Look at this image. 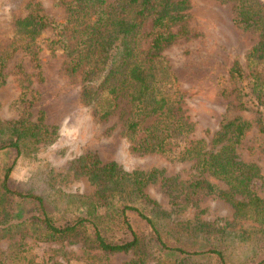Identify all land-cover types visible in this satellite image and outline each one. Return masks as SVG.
I'll return each mask as SVG.
<instances>
[{"label":"rangeland","instance_id":"obj_1","mask_svg":"<svg viewBox=\"0 0 264 264\" xmlns=\"http://www.w3.org/2000/svg\"><path fill=\"white\" fill-rule=\"evenodd\" d=\"M36 2L48 19L64 21L66 13L59 0H0V144L9 140L12 122L24 119L34 124L40 113L42 123L55 127L56 133L44 134L35 142L21 141L17 156L13 149H1L0 183L4 169L11 165L8 187L41 196L57 226L73 223L92 207L104 238L112 243L130 239L125 227L116 222L114 208L135 206L155 222L167 246L193 254L155 245L144 220L129 209L125 215L139 242L135 249L103 252L92 245L83 229L52 238L32 222V202L2 195L0 187V264H125L136 259L140 264H216L212 254L203 253L207 249L221 251L225 264L261 260L264 264V224H258L264 213L246 207L243 215L235 216L232 206L216 193L227 190V185L201 173L191 160L131 150L123 132L125 102L120 100L105 119H99L94 107L83 99L81 70L69 72L70 56L49 45L53 31L45 28L29 38L25 29L16 25L17 19L32 12ZM183 6L181 22L167 31L176 32L179 26L185 31L164 44L158 56L182 92L181 107L193 125L188 137L208 143L222 118L240 117L250 122L235 145V153L242 162L256 166L258 176L251 179L248 191L264 197V132L254 121L264 116V56H247L258 34L234 22L230 1L184 0ZM151 31L146 16L137 40L142 57ZM234 60L243 71L238 80L228 77ZM86 153L102 163L114 161L126 171H160L143 187L148 201L126 193L124 184L121 189L126 192L102 204L94 195L95 185L75 169V160ZM202 177L216 190H200L185 201V184ZM234 198L241 196L235 194ZM20 220L27 224H17ZM6 223L10 224L7 229L3 227Z\"/></svg>","mask_w":264,"mask_h":264},{"label":"trees","instance_id":"obj_2","mask_svg":"<svg viewBox=\"0 0 264 264\" xmlns=\"http://www.w3.org/2000/svg\"><path fill=\"white\" fill-rule=\"evenodd\" d=\"M59 1L66 13L63 22L56 23L48 19L36 2L32 12L20 20L17 19L16 25L20 29H25L24 32L29 38L37 37L45 28L53 31L54 37L50 39L49 45H55V48H60L70 56L69 72L81 70L84 82L83 99L94 107L93 111L97 117L105 119L120 100H123L127 107L123 132L130 142L131 150L168 154L177 160H191L192 166L201 173L205 172L227 185V190H216L206 178H193L185 184L183 192L185 201L193 198L200 190L204 192L216 190L217 196L232 206L235 216L243 215L246 207L254 213H264V197L248 191L251 179L258 176V170L253 164L242 162L235 153V145L250 126V122L240 117L222 118L217 129L211 133L208 143L203 138L188 137L193 125L181 107L182 92L177 88L174 76L168 72L158 56V51L164 44L185 31L183 26H179L176 32L167 31L169 26L181 22L183 15L179 11L184 7V0ZM221 1L232 2L234 22L258 34V41L250 48L247 56L263 57L264 1ZM146 16L150 17L152 31L147 53L142 57L137 40L142 20ZM242 75L240 64L234 60L229 67L228 77L238 80ZM42 119L40 113L37 123L34 124L24 119L12 122L11 136L7 142L0 144V150L13 149L17 156L21 141L35 142L44 134L54 136L55 127L48 128L42 123ZM254 121L259 131L264 132V116L259 115ZM75 161V169L85 174L95 185L94 195L102 204H108V199L126 189H128L126 193L148 201L143 187L160 173L155 169L126 171L114 161L100 162L91 153L81 155ZM10 170L11 165L6 166L2 174L0 183L2 195L9 194L26 203L32 202L35 206L31 212L32 222L47 236L58 238L83 229L88 232L92 245L103 252L135 249L139 242L125 215V210L129 209L144 220L153 235L155 245L181 254H193L181 247L167 246L155 222L140 208L132 205L123 204L113 210L116 222L125 227L130 234V239L125 242L112 243L104 238L99 227V216L92 207L87 208L84 215L73 223L57 226L48 216L41 196L8 187ZM124 184L127 188L121 189ZM106 190L109 192L106 193ZM235 194L241 198H234ZM150 202L156 204L154 200ZM24 221L20 220L17 224H27ZM258 224H264V219ZM9 226L8 223L3 225L6 229ZM203 253L212 254L216 264H225L221 251L207 249ZM262 262L261 260L254 264ZM125 264L140 262L136 259Z\"/></svg>","mask_w":264,"mask_h":264}]
</instances>
